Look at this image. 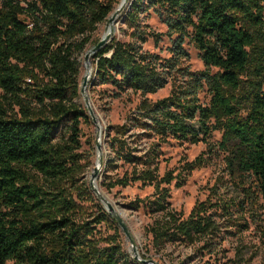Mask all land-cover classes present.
Returning a JSON list of instances; mask_svg holds the SVG:
<instances>
[{"label":"trees","instance_id":"obj_1","mask_svg":"<svg viewBox=\"0 0 264 264\" xmlns=\"http://www.w3.org/2000/svg\"><path fill=\"white\" fill-rule=\"evenodd\" d=\"M25 2L0 0V264H146L124 250L120 226L97 202L86 177L92 163L81 152V125L92 117L79 101L80 57L114 2ZM151 8L167 27L168 57L144 48L163 38L141 19ZM124 22L129 40L113 38L94 54L98 83L146 95L179 74L185 80L162 99L144 98L127 123L111 128L103 185L153 187L151 196L128 205L157 214L148 232L158 252L181 244L219 259L227 238L242 243L252 225L264 235V0H131ZM186 41L199 50L205 70L184 67ZM204 87L207 104L199 98ZM214 131L221 133L229 183L222 191L216 184L184 216L169 199L171 185L186 179L174 170L160 175L162 147L170 138L208 143ZM119 162L129 168L111 177ZM194 167L188 163L183 172ZM76 196L98 207L90 219ZM99 225L114 232L98 237ZM237 248L238 258L228 260L243 264V246Z\"/></svg>","mask_w":264,"mask_h":264},{"label":"rangeland","instance_id":"obj_2","mask_svg":"<svg viewBox=\"0 0 264 264\" xmlns=\"http://www.w3.org/2000/svg\"><path fill=\"white\" fill-rule=\"evenodd\" d=\"M21 1L22 3H26L25 1L27 0ZM112 1L114 2L116 9L122 0ZM130 1L131 0H127L121 13L118 15L113 27V35L111 39L116 38L122 41L129 40L128 33L130 30L124 22V17ZM110 16L106 21L99 25L97 31L94 33L93 43L87 46L85 53L80 57L82 63L80 75L81 84L87 73L85 54L92 49L95 42L100 40L103 34L107 31L108 24L110 23ZM141 19L143 23L149 25L150 29L163 34V38L158 45H155L154 41L150 39L144 44V48L150 52L160 54L162 57H168L170 55L168 47L171 45V42L166 35L167 27L158 13L155 12L154 8H151L146 13L142 14ZM185 48L189 52V57L183 60L182 63L184 67H187L191 71L205 70L206 66L200 56L199 50L193 45V43L186 41ZM89 63L91 75L89 76L87 81L88 84L86 85L84 92H81V98L79 99L80 103L87 108L85 96L88 98L89 106L94 111L96 119L94 121L92 118L88 123H82L81 125V152H83L85 157L90 159L92 163L88 168L86 177L90 181L91 173L97 160L96 143L100 142L103 164L96 183L102 191L103 197L112 204L116 211L122 214L131 237L140 253V257L142 258V256H145L146 260H153L155 264H208V262L214 263L217 260L218 262L215 264H233V262H230L228 259L235 260L238 258L236 255L237 247L243 246L244 251L241 253V255H243V264H264V235L260 232V228L254 225L251 226L250 230L243 233L242 243L236 240V238H227L222 245L227 252H225L224 256L223 253H220L217 256L219 259H214L215 256L210 257L209 254L201 255L197 251L198 248L181 244H168L160 252L154 248L152 236L148 232V227L153 223L157 214L151 213L147 207L142 206L135 209L128 205L130 201H135L138 198L144 199L151 196L154 191L153 187L149 185L144 186L141 182H135L127 187H116L112 190H108L103 185L105 182V162L112 153L109 139L110 136L114 135V132L111 128L116 125L127 123L128 119L133 115L137 106L144 98H147L150 101L162 99L168 96L173 91V88L178 85L177 83L181 80L184 81L185 78L181 77L180 74L177 75V80L175 82L171 80L164 88L156 93L142 95L141 93L133 92L132 90L118 93L112 85L100 84L95 80L96 63L94 54L90 57ZM199 98L202 103L207 104L209 102L210 94L207 87H204V89L200 91ZM220 139L221 133L219 131H214L208 143L199 142L193 144L189 141L170 138L162 147L163 160L160 163V175H163L167 170H174L176 175L179 173L183 174V176L178 178L179 181L181 178L186 179L185 184L181 187H177L174 184L171 185V196L169 199L171 206L177 211H182L184 216L189 215L191 209L196 203L204 201L210 197L212 195V189L216 184H219V191H222L224 189V183H229L230 178L225 170L226 165L224 155L218 150ZM188 163H193L195 167L191 171L187 170L184 173V166ZM118 165L119 166L115 168L114 172L110 173L111 177H115L116 174L122 175L123 172L129 168L128 165H124L122 162H119ZM223 177L224 182L222 183L220 179H223ZM93 193L97 202L104 207L105 203L94 191ZM76 201L83 206L84 218L90 219L89 216L96 213L98 210L95 203L80 199L77 196ZM113 232L112 229L105 225H99L97 227L98 237H106ZM121 233L124 250L134 257L130 239L122 229Z\"/></svg>","mask_w":264,"mask_h":264},{"label":"water","instance_id":"obj_3","mask_svg":"<svg viewBox=\"0 0 264 264\" xmlns=\"http://www.w3.org/2000/svg\"><path fill=\"white\" fill-rule=\"evenodd\" d=\"M123 7L122 5H120L119 7H117L114 11H113V18L117 17L121 11H122ZM112 38V35L111 34H107L105 36H103L99 42L94 45L92 47V49L90 51H88L86 54H85V62H88L89 59H90V55H91V52H94V54L103 46H105ZM88 79H89V76H85L84 79H83V82L81 84V92L83 93L84 90H85V87L86 85L88 84ZM85 101H86V106L88 108V111L91 115V117L93 118V120L95 121V116H94V111L92 110V108L89 106V101H88V98L85 96ZM97 146H99V142H97L96 144ZM103 164V156L100 157L99 159V163L94 167L92 173H91V177H90V185H91V188L92 190L97 194L98 190L97 188L95 187L94 185V181L97 179V177L99 176L100 174V170H101V166ZM101 200L105 203V208L114 215L118 225L120 226V228L122 229V231L126 234V236L130 239V242L132 244V253H133V256L134 258L138 259L139 261L143 262V263H149V264H155V262L153 260H146V259H142L138 253V249H137V246L135 245V242L134 240L132 239L131 237V234L129 232V229H128V226L126 224V222L124 221V219L117 213L114 212V207L112 206L111 203H109L108 201L105 202V199L100 196L99 194H97Z\"/></svg>","mask_w":264,"mask_h":264},{"label":"bare ground","instance_id":"obj_4","mask_svg":"<svg viewBox=\"0 0 264 264\" xmlns=\"http://www.w3.org/2000/svg\"><path fill=\"white\" fill-rule=\"evenodd\" d=\"M126 2H127V0H122L121 1V3L118 5V7L120 6V5H122V7H124L125 6V4H126ZM118 18V16L115 18H113V14L110 16V18H109V21H110V23L108 24V28H107V31L103 34V36H105V35H107L108 33L109 34H111V35H113V27H114V25H115V22H116V19ZM102 36V37H103ZM94 54V52H91V55H90V57L92 56ZM85 64H86V67H87V73H86V75L85 76H90L91 74V69H90V66H89V61L88 62H85ZM84 76V77H85ZM98 121V120H97ZM97 121H96V123H97ZM98 130V129H97ZM99 131V130H98ZM100 132V131H99ZM97 144V143H96ZM99 146H97L96 145V147H97V160H96V163H95V166L99 163V159H100V157L102 156V149H101V143L99 142ZM94 169V168H93ZM96 181H97V179L94 181V185H95V187L97 188V194H99L100 196H102L103 197V194H102V191L100 190V188H99V186H98V184L96 183ZM104 198V197H103ZM105 199V198H104ZM108 200H106L105 199V202H107ZM109 202V201H108ZM114 212L115 213H117V214H119L122 218H123V216H122V214L120 213V212H118V211H116V209L114 208ZM124 219V218H123ZM125 221V220H124ZM138 253H139V251H138ZM139 255H140V253H139Z\"/></svg>","mask_w":264,"mask_h":264}]
</instances>
